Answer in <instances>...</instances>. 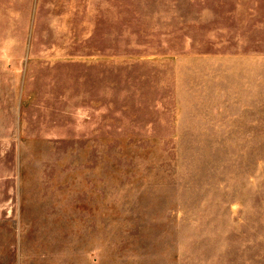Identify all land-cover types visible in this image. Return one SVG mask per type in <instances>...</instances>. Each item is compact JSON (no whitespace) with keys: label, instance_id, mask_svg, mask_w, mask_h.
<instances>
[{"label":"rangeland","instance_id":"374dc122","mask_svg":"<svg viewBox=\"0 0 264 264\" xmlns=\"http://www.w3.org/2000/svg\"><path fill=\"white\" fill-rule=\"evenodd\" d=\"M0 264H264V0H0Z\"/></svg>","mask_w":264,"mask_h":264}]
</instances>
